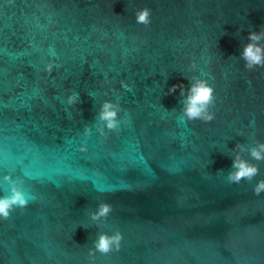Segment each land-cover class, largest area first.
<instances>
[{"label": "water", "instance_id": "obj_1", "mask_svg": "<svg viewBox=\"0 0 264 264\" xmlns=\"http://www.w3.org/2000/svg\"><path fill=\"white\" fill-rule=\"evenodd\" d=\"M262 27L264 0H0V196L10 174L31 197L0 219V264H264V162L246 151L259 175L227 181L235 145L264 142V68L240 58ZM192 75L214 87L211 122L167 94ZM105 100L121 107L106 139ZM116 231L120 250L90 258Z\"/></svg>", "mask_w": 264, "mask_h": 264}, {"label": "clouds", "instance_id": "obj_2", "mask_svg": "<svg viewBox=\"0 0 264 264\" xmlns=\"http://www.w3.org/2000/svg\"><path fill=\"white\" fill-rule=\"evenodd\" d=\"M135 21L138 24L148 26L151 23V9L148 7L139 8L134 13ZM248 42L244 44L240 53V58L244 61V67L247 70H253L256 67L264 68V27L260 31H250L247 36ZM197 68V62L192 60L188 66V70L192 71ZM53 64L47 63L45 71L52 73ZM190 86L180 84L171 85L167 94H172L179 89V94L183 99V106L181 108L182 117L186 121H202L205 123L211 122L215 118V114L210 111V108L215 103L214 87L209 83L208 79L201 76L192 75L186 77ZM108 83L109 81H105ZM121 87L131 91L129 84L120 81ZM117 101L119 96L116 97ZM80 102L79 94L73 93L66 99L69 106L76 105ZM121 111L120 104L111 100H105L98 113V123L96 130L99 134L107 138V131H115L121 124L119 112ZM92 129L90 126L85 128L84 135L90 136ZM81 152L87 151L85 143L80 145ZM235 153L232 157L231 170L227 173V181L230 184H239L242 180L252 181L259 175L258 164L250 162L245 159L243 153L248 152L252 160L257 162H264V142L256 141L254 146L246 147L242 143H237L232 149ZM4 182L8 185L7 194L0 196V219L7 220L16 208L24 209L29 204L30 194L24 190L23 181L14 179L12 175L6 174L3 177ZM264 192V179H260L253 188V193L259 196ZM112 212V206L109 203L101 202L97 209L90 212V219L94 222H101L107 219ZM123 235L116 231L109 235L106 232L98 234L93 241V247L88 250L90 258L94 259L96 252L102 255L109 254L113 251H119Z\"/></svg>", "mask_w": 264, "mask_h": 264}]
</instances>
